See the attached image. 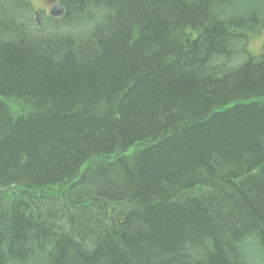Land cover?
Masks as SVG:
<instances>
[{
	"label": "trees",
	"instance_id": "16d2710c",
	"mask_svg": "<svg viewBox=\"0 0 264 264\" xmlns=\"http://www.w3.org/2000/svg\"><path fill=\"white\" fill-rule=\"evenodd\" d=\"M32 2L0 0V264H264V0Z\"/></svg>",
	"mask_w": 264,
	"mask_h": 264
},
{
	"label": "rangeland",
	"instance_id": "374dc122",
	"mask_svg": "<svg viewBox=\"0 0 264 264\" xmlns=\"http://www.w3.org/2000/svg\"><path fill=\"white\" fill-rule=\"evenodd\" d=\"M52 0H33L32 4L34 7V11L40 12L41 15L43 17L48 15L50 6H51V2ZM55 2H57L56 0H53ZM250 38L248 39V51L250 52V54L252 55H257L258 53L261 52V44L264 41V31L256 36H249ZM129 152V151H128ZM127 152V153H128ZM249 253H256V251L248 248ZM259 255V254H256ZM254 264H263L262 263V259L259 258L257 261H254Z\"/></svg>",
	"mask_w": 264,
	"mask_h": 264
},
{
	"label": "water",
	"instance_id": "95a60500",
	"mask_svg": "<svg viewBox=\"0 0 264 264\" xmlns=\"http://www.w3.org/2000/svg\"><path fill=\"white\" fill-rule=\"evenodd\" d=\"M62 14H63V9L59 5H53L50 8L49 15L51 17H59ZM35 20L37 22V25L40 26L41 25V17L39 16L38 12L35 13Z\"/></svg>",
	"mask_w": 264,
	"mask_h": 264
}]
</instances>
